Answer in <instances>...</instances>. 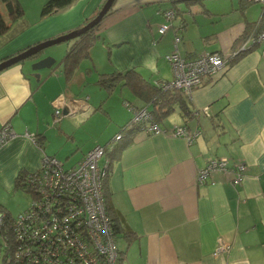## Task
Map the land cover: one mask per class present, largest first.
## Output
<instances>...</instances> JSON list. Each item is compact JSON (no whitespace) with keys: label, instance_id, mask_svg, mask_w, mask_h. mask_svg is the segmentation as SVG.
<instances>
[{"label":"crops","instance_id":"obj_1","mask_svg":"<svg viewBox=\"0 0 264 264\" xmlns=\"http://www.w3.org/2000/svg\"><path fill=\"white\" fill-rule=\"evenodd\" d=\"M104 1L71 0L49 15L64 16L67 25L57 30L64 33L97 13ZM238 3L241 0H226L227 6L223 2L212 5L211 0H114L99 23L98 39L72 72H64L61 59L57 63L61 76L54 75L59 83L52 93L48 87L51 75L39 72L35 78L36 70L26 71L24 60L1 69L0 127L7 122L14 134L0 146V191L16 190L18 171L32 170L39 164L41 151L28 133L44 135V151L48 154H74L80 158L83 152L75 141L78 129L86 126L96 112L105 113L112 125L122 117L117 116L116 120L102 109L105 97L102 99L101 92L94 98L96 102H91L92 97L83 91L86 69L94 66L99 73L133 67L153 84L169 81L172 70L164 54L173 47L174 29L180 35L177 48L184 57L194 58L210 51L229 52L260 13L257 2L246 7L241 3V8ZM173 4L178 13L172 28L159 36L157 27L163 16L158 11ZM13 24L21 25L12 31ZM22 27V22L13 21L0 35V58L57 33L46 35L38 29ZM262 46L264 40L225 68L204 76L201 84L189 93L181 91L191 112L182 116L178 104L170 102L174 110L159 121L163 132L138 128L127 134L129 141L125 132L122 139L112 140L120 127L130 122L133 110L128 109L127 122L95 143L112 140L110 152L118 146L110 153L107 185L110 204L122 228V232H117L121 264H264ZM101 51L112 69L96 68L94 56ZM83 58L92 63L85 70ZM92 82L101 88L95 80ZM121 87L131 92L127 86ZM59 95H63L64 101L56 115L55 99ZM135 98V106L151 109L150 103ZM185 123L188 129L200 130L190 143L171 133L173 125ZM55 131L71 140L63 155L59 152L61 146L51 145ZM121 141H125L123 146H119ZM216 157H225L230 165L242 163L241 179L233 181L232 173L215 170L204 182L196 181L197 171ZM124 231H134L135 236L127 240ZM221 241L229 247L215 254Z\"/></svg>","mask_w":264,"mask_h":264},{"label":"trees","instance_id":"obj_2","mask_svg":"<svg viewBox=\"0 0 264 264\" xmlns=\"http://www.w3.org/2000/svg\"><path fill=\"white\" fill-rule=\"evenodd\" d=\"M174 1L176 0H173V3ZM185 1L188 3L191 0H185ZM0 2H2L11 20L20 18L23 15L24 9L22 7L20 0H0ZM70 2L71 0H45L41 6L40 14L41 16H45V15L47 16L51 13L56 12L60 8L65 7ZM253 2H257L260 5L259 17L262 18V21H264V3H262V1L241 0V3H243L242 6H245V7L247 6V4H250ZM241 3H238L240 8L242 7L240 5ZM167 10L168 8L167 9L164 8V9H161V11H158V13H160L163 16V21L165 18L164 16L165 11ZM95 14L96 12L93 13L90 17L85 18L74 29H77L83 24H85L92 17H94ZM258 19L256 21H253V23L250 24L249 29L248 30L246 29L247 31H245L242 34V36H240V38L237 40L238 42L235 41L236 43L234 44L233 48L238 47L239 45L241 46L242 39L248 38L249 33H253V35H256L258 32L264 31V29H262L264 28V23H261ZM100 21L96 23L95 25H93L92 27H88L86 30H84L77 36L70 39L72 42L69 48L67 49V51L64 53V55L61 58L62 69L64 70L66 74L69 72H72L78 60L89 52V49L93 46L95 41L98 39L99 34L97 32V29L99 27ZM9 27H10V22L4 17L0 9V35L4 34L9 29ZM69 30H72V29H69ZM177 33L178 32H175L173 35V47L170 51H173V50L178 51L177 43H178V40L180 39V35ZM59 34H62V33H57L56 35H53V37ZM158 34L159 36L163 35V33L160 31H158ZM176 36H179V39L175 41ZM37 42L39 41H36L30 45H27L21 49L14 51L13 53H10L4 57H1L0 61L22 51L23 49ZM251 48L252 47H248L247 49L239 50L238 52L234 54V56L239 57L241 54H243L245 51ZM210 52L212 53V52H217V51H210ZM168 53L169 51L164 54L165 59ZM35 56L36 55H32V57H35ZM235 57L233 58L235 59ZM184 58H187V57H184ZM230 60H232V58ZM167 61L168 63H170L169 60ZM169 65L171 68V64ZM172 78H173V71H172ZM162 81L168 82L167 80H162ZM95 84L101 86V88L104 90L105 98H106V95L113 93L116 87L127 86L132 94L144 100L145 102L151 104V109L147 108L146 106L145 107L150 111L152 118L156 122H158V124H160L159 121L163 117H166V115L170 114L174 110V107H171L169 105L170 102L178 104V107H179V110L182 116H186L191 112V110L188 108L186 97L181 92L182 88H176L172 86L165 88V87H162L159 83L153 84L152 82H150L149 79L143 76L141 71L134 69L133 67L124 68L122 70L115 69L110 72H99L97 73ZM127 101L129 100H126L124 102L126 107H127ZM130 104L133 105V102L130 101ZM102 109L104 110L103 107ZM129 123L130 122L126 123L125 125H122L120 127V130L114 134L113 138L115 137L116 134H119L122 131L125 132L126 134L124 137L128 138V136L131 135L132 132H134V130L139 128L137 127L138 125H132L128 127L130 125ZM185 125L187 124L185 123ZM33 138H34L33 140L31 138L30 139L36 146H38V148L41 151V157L39 160V164L36 168L32 170L21 169L20 171H18V174L16 175V178H15V188L16 189L21 188L23 190L29 191L32 195L31 203L25 210H23L22 212H19L17 216H12L11 213L3 205L0 204V211L2 212L1 218H3L2 224H3L4 232L6 233L5 240H7V243H8L6 245L0 242V264H46L44 260H42L43 256L37 255L34 260H31V259H28V255L30 254L28 255L23 254V252L25 251L27 252L31 250L32 252L34 251L33 253H35V248H34L35 239L32 237H27L26 236L27 232H26V235H24V237H20V234L14 231L13 221L16 222L19 215L22 213L24 214L27 211H33L34 212L33 227H37L39 230L41 229L42 230L41 232L44 233V236L46 238L49 237V239L56 238L57 234L59 233L57 232V230L58 229L60 230V227L62 228V227L67 226L69 227L70 230H76L78 228L77 223L79 222L81 224L80 228H83L82 226L83 222L81 221V218L85 217L86 212L85 210H83L78 214L74 213L76 211L75 209L76 206L74 205L79 206L76 202L80 200V196H79L80 193H78L75 190L74 186L71 184L72 182L70 183V180H69V182H67L66 184L60 183V182L54 184V181H53L52 182L53 186H48L46 182L47 180H49V175L52 174V171H54V174H52V176L54 178H57V176L61 172L63 173L70 169H76L79 166L78 164L86 157V154L91 148L94 147V145L82 151L83 152L82 156L78 158V160H76L71 166L65 167L61 163L60 157H57V155L48 154L44 151L45 142H44V135L42 133L34 134ZM120 139H122V137ZM126 140L129 141V138ZM125 141L123 142L121 141L119 146H123ZM106 144H100L104 146V150H103V154L97 159V164L99 165V168L102 171V174L99 176V180L100 182H102V185L100 184V193H101V201H102L103 210H104V216L107 220V223H106L107 229L109 230V235L113 237L117 245V234H118L117 232L118 231L122 232V228L119 225V220H118L119 217L114 212V210L112 209V205L110 204L111 203L110 202V199H111L110 189L107 183H108V176L110 173L111 162H112L110 159V156H111L110 153L116 151L118 146L112 149V151L110 152V149L112 148V146L109 149V147H107ZM45 157L47 159H55L58 165L51 164L50 162H45V160H43ZM64 158L67 159L68 156ZM101 159H102V164L100 163ZM105 163H106V166H104ZM232 165L233 164L231 165L228 164L227 166L229 168ZM41 186L43 188L46 187L45 194L41 192L40 190ZM38 196H41V197L38 198ZM23 228L26 231H30L29 226H23ZM24 230H21V233L24 232ZM123 234L126 235L127 240H131L135 236L134 231H124ZM0 235H1V231H0ZM2 235H3V232H2ZM84 237H85V234L80 235L79 239H83ZM86 238L87 237H85V239ZM57 245L62 248L63 243L58 241L56 244H54V246H57ZM89 250L91 254L95 253V249L92 243H90L89 245ZM75 255L76 254H74L73 257ZM121 257H122V253L120 252V256H118V260L115 261L116 263L114 264H121L120 262ZM100 260L101 262L104 261L102 257H100ZM69 262L70 261H68V263ZM72 262H73L72 264H82V262H79L77 257L72 258Z\"/></svg>","mask_w":264,"mask_h":264},{"label":"built area","instance_id":"obj_3","mask_svg":"<svg viewBox=\"0 0 264 264\" xmlns=\"http://www.w3.org/2000/svg\"><path fill=\"white\" fill-rule=\"evenodd\" d=\"M264 3V0H259ZM169 11V10H167ZM161 26H165V23L162 22ZM162 31V30H160ZM251 37H248L247 42L245 44L239 46V49H246L248 48L252 42H254V39L252 38L253 34L251 33ZM261 37H264L262 35ZM260 37V38H261ZM259 38V40H261ZM258 40V41H259ZM176 52V51H174ZM177 53V52H176ZM262 53H264V47H262ZM233 54V52H232ZM224 59L225 56H222ZM221 56L218 55L217 52H210L203 54L201 56L194 57L190 60L187 58H184L179 64L182 66L173 72V78L169 80L168 82L161 81L158 82L162 87H176L179 85V79H177L178 74L186 75V76H193L195 80L194 85H199L202 82V79L206 75H211L213 74L214 71H216L219 68H222L223 65H225V61ZM173 61V59H170ZM226 60V59H224ZM179 62V61H177ZM172 64V62H171ZM186 64V65H185ZM188 67V68H187ZM173 71V69H172ZM170 83V84H167ZM188 79H185L180 87L185 89V93H189L191 90L190 87L187 85ZM178 88V87H176ZM64 97L62 95H59L55 99V114L59 115L60 114V105L63 103ZM206 107H204L205 111ZM130 124L133 125H138L139 128H141L144 132H153V133H158V132H163L161 130L160 125L158 122H156L151 114L150 111L145 107H137L134 108V113L132 116V119L130 121ZM188 126L185 124H175L172 127L171 133L176 136H181L185 137L186 141L190 143L192 139L197 135V129L195 133H188ZM194 132V131H193ZM14 134V131L10 127L8 123H5L4 126L0 128V145L4 142H6L7 138L12 136ZM28 136L33 140V135L28 133ZM120 134H116L115 137L118 138ZM9 137V138H10ZM114 137V138H115ZM115 138V139H116ZM188 139V140H187ZM96 150V152H93ZM104 146L103 145H98L94 146L88 153L87 155V160L84 161V159L78 164L79 166L76 169H70L67 170L66 172H61L57 178H54L52 174H54V171H52V174L49 175V180H47L46 184L48 186H53V181L55 183H67L70 180V183L74 186L75 190L80 193V200L77 201L76 203L79 205H74L76 206L75 209L76 211L74 213H80L81 211L85 210L86 214L85 217L81 218V221L83 222V228L81 227V224L78 222L77 226L78 228L76 230H70L69 227H60L62 229L63 233H58L56 238H51L45 237L44 233L41 232L42 230L38 229L37 227H33V221L34 217L29 214L28 212H33V211H27L26 213H22L19 215L18 219L16 222L17 224V233L20 234V237H24L27 232V237H32L35 239L34 241V248H35V253L31 251H25L23 254L28 255V259L34 260L37 255L43 256L42 260L46 264H72V258L77 257L79 262H82V264H107L106 262V255L109 257L108 260L111 262H115L116 259V252L113 253L112 250H109V248L106 246L108 243L105 241V238H108V242L110 244H113L114 242L113 237L109 235V230L107 229V220L104 216V210H103V205L101 201V193H100V180L99 176L102 174L101 169L99 168V165L97 164V159L103 154ZM45 162H50L51 164L58 165L57 161L55 159H47L46 157L43 159ZM84 162V163H83ZM228 160L225 157H216V158H211L202 168H200L197 171L196 174V181L198 182H204L206 178L215 170H220L224 171L226 173H232L233 174V181H238L241 179V176L243 175L242 168L243 165L242 163H237L228 168L227 164ZM106 166V163L104 164ZM59 167V166H58ZM91 181L94 182V185L98 189L97 192L93 189H91L93 186H90V189H88V186L85 184H89ZM64 185V184H63ZM47 186V187H48ZM45 188L41 186V192L45 194ZM99 211L102 212V216H99ZM76 214V215H77ZM25 216L24 220V225L23 226H29L30 231L24 230L23 226H20V221L19 218H22V216ZM98 217V218H97ZM44 227V226H43ZM21 230H24V232L21 233ZM85 237L83 239H79L80 235H84ZM86 240V242H85ZM62 242L64 245V248H69L74 246L73 251H66L64 253H61L59 256H54L53 250H54V244L57 242ZM92 243L93 247L96 246L95 243H100L101 247L100 249H97L99 251V255L104 256V261L101 262L100 258L96 259L95 253L90 252L89 250V245ZM229 245L226 244L225 242L221 241L218 243V245L215 248L214 253L218 254L222 251H226L228 249ZM27 250V249H26ZM96 252V249H95ZM27 253V254H26ZM113 253V254H112ZM76 254L74 257L73 255ZM95 254V256H93ZM98 254V253H97ZM65 259V260H63ZM68 261H70L68 263Z\"/></svg>","mask_w":264,"mask_h":264},{"label":"rangeland","instance_id":"obj_4","mask_svg":"<svg viewBox=\"0 0 264 264\" xmlns=\"http://www.w3.org/2000/svg\"><path fill=\"white\" fill-rule=\"evenodd\" d=\"M191 1H193V0H191ZM211 1H212V5H215L217 3L219 5V4H221L223 2L227 6L226 0H211ZM253 1H257V0H253ZM20 2H21L22 7L24 9V13H23V15L20 18H17L15 20H11L9 18V16H8V14H7L2 2H0V9H1L4 17L10 23L13 22V21H15V23H21L22 22L23 23V27L22 28H27L26 30H32V31H36V29H38L40 33H43V34H46V35L49 34L50 32L51 33H54V32L58 33V31H57L58 29H60L61 27L63 29L64 26L67 25L66 21L64 20V16L63 15L61 17L58 16L57 18L55 16H51L52 14L48 15V16H46V15L45 16H41L40 9H41V6H42L44 0H20ZM208 3H211V2L209 1ZM254 3L255 2H253V4ZM168 10L169 11H165V14H164L165 18H164L163 22L165 23V26H161V23H160L158 25V27H157L158 31L162 30L160 32H162L163 34H165V32L168 31V29L172 28L173 20H174V18L176 17V15L178 13V9L175 7V4H173L172 7L168 8ZM258 20L261 23H264V21H262V18L259 17ZM258 24H259V22H258ZM17 25H21V24H13L12 31L16 27L17 28L20 27V26H17ZM262 29H264V28H262ZM175 32H178V31L176 29H174V33ZM177 34H179V33H177ZM250 35H251V33H249V38L251 37ZM178 39H179V36H176L175 41L178 40ZM260 39L261 40H259L257 42H255V41L252 42L249 47H252V48L256 47L257 44H259L262 40H264V37H261ZM247 40H248V38H243L242 41H241V45L245 44V42H247ZM69 42L70 41L65 40V41H62V42H59V43H55V44L49 45V46L45 47L44 49H42V51L39 54L38 58L44 57V56H52L54 58V60H55V62L50 67L40 68V69L36 70L34 72V74H33V76L35 78H36V75L39 74V72H45V73H43V75L44 74L51 75L50 76V81H49V86H48L49 87V93H52L57 88V85L59 83V82H57L58 80L55 79L54 75L55 74H59V72H60L61 68L58 66L57 63L60 61L61 57L63 56V54L65 52V49L68 46L67 44ZM262 47H264V46H262ZM235 48L238 49L239 47H235ZM235 48H233L231 51L226 52V53H221V52L218 53V55L221 56V58H222V56H225L224 59H226V60H224L222 58L223 61H225V65H226V63H230L233 60H235L236 58H238V57H235L234 54L229 56L230 53L233 52V50H236ZM174 51H176V50L170 51L168 53V55L166 57V60H169V62H170L169 64H171V62H172L171 69H173V72L175 73V71H177L182 66L179 63L184 59V56L179 53V50L176 51L177 53L174 52ZM206 53L207 52H203L202 54H199L198 56H201V55L206 54ZM99 54H101V55H99ZM233 57H235V59ZM94 58H95L94 60H95V64H96L95 66H96V68L98 70L101 71L103 69H105V70L112 69L110 64L105 59L106 57L104 56V51L96 53ZM192 58L188 57L187 59L190 60ZM229 58L230 59L232 58V60H230ZM170 59H173V61H171ZM34 61H35L34 58H26V59H24V63H25V67L24 68L26 69V71L30 72L31 70H33L31 65H32V62H34ZM177 61H179V62H177ZM90 64L92 65V63L89 62L88 58H83L82 65H84V70L86 69V67L90 66ZM225 65H223V67ZM90 68H91V70H87L86 69V73L87 74H85V75H87V76H86V82H83L84 83L83 84V88H84L83 91H85L87 94L90 95V97H92L91 98V102H92L99 92H101L102 99H103L105 97V94H104L105 92L103 91L102 88H99L98 86H94L93 85L94 83L92 81H94L97 78V72L98 71L94 68V66H90ZM222 68L217 69L216 71L213 72V74L216 73L217 71H219ZM59 75L61 76V74H59ZM171 82H172V80H171ZM167 84H170V83H167ZM194 84L195 83H193V85H191L189 90H192V88L197 86V85H194ZM176 87L182 88V87H179V85L176 86ZM182 90L185 91L184 88H182ZM128 99H129V101H127V107H126L124 102L126 100H128ZM84 100L87 101V99H84ZM96 100L97 99H95V101H93V102H96ZM130 101L131 102H135V101H137V99L135 98V96L131 92H129L126 88H123L121 86H118L117 89H115V91L113 93H111L110 95L106 96V98L104 99V101L102 103V107L105 110H107L108 113L112 114V116H114V118H116V120L118 119L117 116H122V117L120 119H118L119 121H117V123L115 125L114 124L112 125V124L109 123V117L105 113L100 112L98 114L96 112L95 115L92 116L86 122V126H84L81 129H78L76 131V133H75L76 134L75 135V141H76L77 144H79L78 146H81V147H79L80 150L84 151V150L88 149L89 147H91L95 143H99L102 140V138H104L108 134H110V133L112 134L116 129H119V127L121 126V124L123 122L124 123L127 122L125 120L127 119L128 114L130 112V110H128V109H132L133 113H134V107L135 108L143 107V106H135L134 103L132 105V104H130ZM98 103H99V100L93 106L95 107L96 105H98ZM174 114H176V113H174ZM131 119H130V121H131ZM4 124L5 123H3L2 126H4ZM132 125L133 124H130L128 127H130ZM139 129L142 130L141 128H139ZM195 132H196L195 128L188 130V133H195ZM123 133L124 132L122 131V132L119 133L120 136H118V138L115 137L116 141L118 139H120L125 134V133L124 134ZM199 133H200V130L198 129L197 133H195V135L196 134L198 135ZM55 134H57V135H54L52 138L50 137L51 138V145L53 147H56V148L58 147L57 145L61 146L62 148L61 147L59 148L60 149L59 152L62 154V153H64V149H67V146L71 144V140H69V137L64 136L63 134H58L57 132ZM9 137L6 140H8ZM195 137L192 139V141L195 139ZM115 138L112 137V140H115ZM112 140L109 141L106 144L107 147H109V149L114 144ZM4 143H6V142H4ZM4 143H2L0 146H2ZM98 145H100V144H97L96 146H98ZM89 151H88V153H89ZM93 152H96V150H94ZM78 153L80 155V152H78ZM88 153H87V155H88ZM87 155L84 158V161L87 160ZM77 159H78V157H76V155H74V154L69 155V157L67 159L64 158L63 156L60 157V161L63 164V166H65V167L71 166ZM100 163L102 164V159L100 160ZM85 185L88 186V189H90V186H93L91 189H93V190H95L97 192L98 185L96 187L94 185L93 181H91L89 184H85ZM101 185H102V182H101ZM40 197L41 196H38V198H40ZM31 198H32L31 193L29 191L23 190L21 188L16 189V190L3 189V190L0 191V204L3 205L11 213L12 216H17V214L19 212H22L23 210H25L30 205ZM28 213L31 214L32 216H34V212H28ZM1 215H2V212L0 211V231H1L0 242H2V243L7 245L8 244L7 240H5L6 233L4 232V228H3V224H2L3 223V218H1ZM101 216H102V212L99 211V216L98 217H101ZM24 220H25V216L24 215L22 216V218H19V221L21 223L20 226L24 225ZM17 224H18V222L13 221V228H14V231L16 233H17ZM2 232H3L4 236L2 235ZM57 232L63 233L62 229H60V230L58 229ZM104 240L107 241L106 243H108V244L106 246L109 248V250H112L113 253L116 252L115 261H117L118 260V256H120V252H119L118 246L116 245V242L114 241V242H112L113 244H110V242H108V238H105ZM95 244H96V246H94V249H96V252H95L96 256H95V254H93V256H95L96 259H98L100 257H102L104 259V256L99 255V251L97 250V249L102 248L100 246L101 244L100 243H95ZM64 245L65 244H63L62 248L59 247L58 245L54 247V250H53L54 256H59L61 253H64V252L68 251V249H69V251H73L74 250V246L69 247V248H64ZM108 259H109V257L106 255V261H107L106 263L107 264L116 263V262H113V261L111 262ZM56 264H60V263H56Z\"/></svg>","mask_w":264,"mask_h":264},{"label":"water","instance_id":"obj_5","mask_svg":"<svg viewBox=\"0 0 264 264\" xmlns=\"http://www.w3.org/2000/svg\"><path fill=\"white\" fill-rule=\"evenodd\" d=\"M113 1L114 0H105L104 3L102 4V6L100 7V9L95 14V16L92 17L89 21H87L84 25L80 26L79 28L72 29L70 31L59 34L57 36L50 37V38L44 39L42 41H39V42L23 49L22 51L14 54L10 57H7L6 59L1 60L0 61V70L11 65V64L18 62V61H23L26 58H31L32 55H36L35 57H32L35 59V61L32 62V65H31L33 70H37V69H40L43 67H50L55 60L52 56H44V57L38 58L42 49H44L45 47H47L49 45L71 39V38L77 36L78 34H80L81 32H83L84 30H86L88 27H92L93 25L98 23L102 19L103 15L112 6ZM36 76H38V74Z\"/></svg>","mask_w":264,"mask_h":264},{"label":"bare ground","instance_id":"obj_6","mask_svg":"<svg viewBox=\"0 0 264 264\" xmlns=\"http://www.w3.org/2000/svg\"><path fill=\"white\" fill-rule=\"evenodd\" d=\"M262 35H264V31H262V32H258L256 35H253L252 38H256V39H254V41L257 42V41L259 40V38H260ZM239 50H240L239 48L236 49V50H233V54H235V53L238 52ZM231 55H232V53H230L229 56H231ZM177 79H179V81H180V82H179V87H180L181 83H182L185 79H188V83H187L188 86H191V85H193V83H195V81H194V77H193V76H186V75L178 74V75H177Z\"/></svg>","mask_w":264,"mask_h":264},{"label":"clouds","instance_id":"obj_7","mask_svg":"<svg viewBox=\"0 0 264 264\" xmlns=\"http://www.w3.org/2000/svg\"><path fill=\"white\" fill-rule=\"evenodd\" d=\"M238 47H239V46H238ZM246 49H247V48H246ZM206 76H207V75H206ZM203 78H204V77H203ZM171 79H172V78H171ZM171 79H170V80H171ZM165 88H166V87H165ZM181 91H182V90H181ZM182 92L185 93L184 91H182ZM62 96H63V95H62ZM129 124H130V123H129Z\"/></svg>","mask_w":264,"mask_h":264},{"label":"flooded vegetation","instance_id":"obj_8","mask_svg":"<svg viewBox=\"0 0 264 264\" xmlns=\"http://www.w3.org/2000/svg\"><path fill=\"white\" fill-rule=\"evenodd\" d=\"M84 25V24H83ZM68 41H70V43L72 42L70 39H68Z\"/></svg>","mask_w":264,"mask_h":264}]
</instances>
